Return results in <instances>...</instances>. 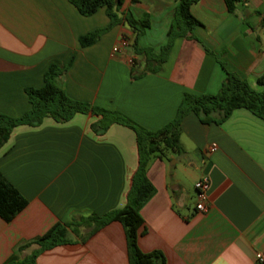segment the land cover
Wrapping results in <instances>:
<instances>
[{
  "label": "crops",
  "instance_id": "obj_1",
  "mask_svg": "<svg viewBox=\"0 0 264 264\" xmlns=\"http://www.w3.org/2000/svg\"><path fill=\"white\" fill-rule=\"evenodd\" d=\"M176 8V0H124L121 15L148 16L150 28L137 39L123 22L83 47L82 37L109 26L106 8L84 17L70 0H0V115L24 116L26 90L43 88L52 66L67 68L56 81L71 99L148 131L170 124L186 94H217L227 72L263 90L264 0L234 13L225 0H200L192 7L198 40H177L159 72L135 78L144 70L135 46L159 54ZM180 142L185 154L150 163L156 193L141 211L140 250L163 253L166 264H256L264 254V121L245 109L221 125L189 114ZM137 167L135 133L92 114L15 128L0 149V172L27 206L9 223L0 217V264L38 251L36 241L58 223L123 209ZM204 177L209 211L199 213L195 184ZM80 231L70 229L72 242L43 252L38 264H129L120 222L85 242L88 230Z\"/></svg>",
  "mask_w": 264,
  "mask_h": 264
},
{
  "label": "trees",
  "instance_id": "obj_2",
  "mask_svg": "<svg viewBox=\"0 0 264 264\" xmlns=\"http://www.w3.org/2000/svg\"><path fill=\"white\" fill-rule=\"evenodd\" d=\"M177 8L170 30L168 42L159 54L150 48L135 46L138 55L144 56V70L135 73V78L148 73H157L167 62L172 49L179 39L198 40L195 30L202 26L192 14V7L200 0H176ZM84 17L93 16L101 8H106L110 24L107 28L95 30L82 37L81 45L88 47L95 44L99 38L115 26L123 22L128 24L139 39L146 29L150 28L148 16L136 20L130 13L121 15L124 0H70ZM247 0H225L230 13H234L241 3ZM67 68L50 67L45 75V85L41 89H27L31 109L20 118L0 115V149H2L19 126L39 127L48 118L57 123L70 122L78 114H92L109 121L111 124L122 125L132 130L136 135L138 151V167L134 173L127 204L123 209L111 211L104 216L78 218L70 224L58 223L44 236L36 241L40 246L38 251L22 259H15L8 264H38V257L45 251L58 246L70 244V229L80 236L81 228L88 230L87 238L112 222H120L124 227L129 264H166L163 253L155 251L144 253L140 250L138 239L145 221L141 214L143 207L152 199L156 189L148 178V169L154 158L167 159L169 154L183 155L181 145V124L189 114H195L205 124L221 125L227 121L236 110L245 109L264 121V75L258 80L262 91H256L251 85L234 73L227 72L221 90L215 94H186L179 106L175 119L159 131H148L118 112L92 107L91 105L71 99L57 84L60 73ZM27 206V200L0 172V217L7 223Z\"/></svg>",
  "mask_w": 264,
  "mask_h": 264
},
{
  "label": "built area",
  "instance_id": "obj_3",
  "mask_svg": "<svg viewBox=\"0 0 264 264\" xmlns=\"http://www.w3.org/2000/svg\"><path fill=\"white\" fill-rule=\"evenodd\" d=\"M216 150V145L211 147L210 152ZM210 180L204 177L197 181L195 184L196 189V211L199 213H207L209 211V192H210ZM256 264H264V254L258 253L255 256Z\"/></svg>",
  "mask_w": 264,
  "mask_h": 264
},
{
  "label": "rangeland",
  "instance_id": "obj_4",
  "mask_svg": "<svg viewBox=\"0 0 264 264\" xmlns=\"http://www.w3.org/2000/svg\"><path fill=\"white\" fill-rule=\"evenodd\" d=\"M176 161H177V159L172 160L171 161V164L174 163V162H176ZM192 204H193V201H191V206H192Z\"/></svg>",
  "mask_w": 264,
  "mask_h": 264
}]
</instances>
